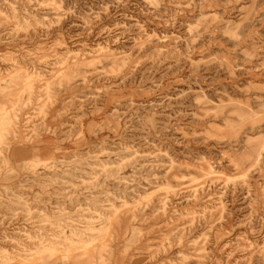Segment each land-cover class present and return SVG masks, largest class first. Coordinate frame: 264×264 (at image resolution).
Listing matches in <instances>:
<instances>
[{
  "label": "rangeland",
  "instance_id": "1",
  "mask_svg": "<svg viewBox=\"0 0 264 264\" xmlns=\"http://www.w3.org/2000/svg\"><path fill=\"white\" fill-rule=\"evenodd\" d=\"M0 264H264V0H0Z\"/></svg>",
  "mask_w": 264,
  "mask_h": 264
}]
</instances>
